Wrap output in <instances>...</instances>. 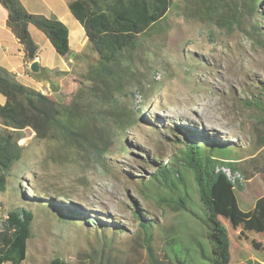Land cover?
<instances>
[{"label": "rangeland", "instance_id": "374dc122", "mask_svg": "<svg viewBox=\"0 0 264 264\" xmlns=\"http://www.w3.org/2000/svg\"><path fill=\"white\" fill-rule=\"evenodd\" d=\"M173 1L166 19L138 40L132 56L134 72L118 96L120 110L132 117L114 124L104 166L63 142L40 141L31 131L22 132L23 155L0 193V219L17 207L34 214L21 264H48L54 258L67 264H97L93 250L99 245V233L118 240L117 264H131L133 259L148 264L134 208L168 236L175 235L198 258V243L206 250L210 247L206 228L175 205L162 202L169 190L151 181L158 166L180 159V144L189 132L235 147L230 158L243 182V189L236 190L242 211L251 210L264 196V113L247 105L257 98L264 104V40L248 34L252 25H258L264 37V0H258V13L245 23V30L232 33L184 19ZM38 44L48 67L62 66L64 59L52 46L45 47L40 40ZM67 65L50 82L41 81V92L63 104L79 87L86 62L71 60ZM175 168L185 178L190 208L203 218L191 173L181 164ZM219 217L230 236L231 264L252 256L255 264L264 261V233L244 223L233 229L228 218ZM91 219L96 221L92 225ZM154 238L164 259L159 230Z\"/></svg>", "mask_w": 264, "mask_h": 264}, {"label": "trees", "instance_id": "16d2710c", "mask_svg": "<svg viewBox=\"0 0 264 264\" xmlns=\"http://www.w3.org/2000/svg\"><path fill=\"white\" fill-rule=\"evenodd\" d=\"M72 16L83 27L89 53H73L69 45L67 27L56 18L28 12L20 0H0L7 12V28L23 47L26 62L37 58L38 46L29 33L34 26L49 41L62 58L86 62L80 74L79 87L68 104L60 103L41 91L16 81L15 76L0 67V193L7 187L8 176L24 152L19 144L23 131H31L40 141H59L77 150L83 158H93L102 166L114 139V124L132 117L119 108V95L124 94L127 79L133 74L134 51L140 37L149 36L166 19L174 6L173 0H65ZM184 19L232 33L245 30V23L258 13V0H175ZM248 34L264 37L258 25H252ZM64 73L41 67L34 75L39 81L50 82L53 75ZM264 92V86L262 87ZM250 107L264 113V104L255 99ZM185 137V136H184ZM180 159L170 165L158 166L151 176L167 188L170 194L162 202L175 205L201 221L207 231L209 248L198 243V258L189 253L175 235H167L162 226L144 217L138 208L133 216L142 234L141 241L147 252L148 264H230V236L220 215L237 229L244 223L258 234L264 233V196L256 199L249 211L239 207L236 190L243 182L236 177L238 168L230 158L231 149L210 137L189 132L182 140ZM182 165L193 178L199 202L204 208L203 218L190 208L192 199L185 178L175 166ZM228 170L232 176L229 177ZM243 179V178H242ZM76 213V211H73ZM74 216V215H73ZM233 221V222H232ZM34 214L31 209L17 207L0 219V264H21L26 259L27 245L32 237ZM91 225L96 221L91 219ZM164 242V259H160L154 244V232ZM97 264H117L115 253L118 240L99 233ZM95 258L97 259V257ZM131 264H140L137 260ZM48 264H67L54 258ZM123 264H128L124 262Z\"/></svg>", "mask_w": 264, "mask_h": 264}, {"label": "crops", "instance_id": "0c3cea01", "mask_svg": "<svg viewBox=\"0 0 264 264\" xmlns=\"http://www.w3.org/2000/svg\"><path fill=\"white\" fill-rule=\"evenodd\" d=\"M24 8L34 14H40L46 17H53L66 25L69 32V45L73 53H81L87 46V38L83 27L70 13L65 0H20ZM7 12L0 5V67L6 69L15 76L17 82L41 91L43 83L34 77L28 70L30 62H26L24 58L23 47L19 44L13 33L6 26ZM29 33L38 46L37 58L39 59L40 66L48 70L58 69L64 71L67 69V63L71 62V58L67 61L65 58L62 66L48 67L43 62L41 56L40 46L38 40L43 42L45 47L51 46L46 37L40 33L34 26H29ZM38 39V40H37ZM5 103V98L0 94ZM262 248V247H260ZM255 257L241 260L239 263L255 264ZM231 264V262H230ZM264 264V261L259 262Z\"/></svg>", "mask_w": 264, "mask_h": 264}, {"label": "water", "instance_id": "95a60500", "mask_svg": "<svg viewBox=\"0 0 264 264\" xmlns=\"http://www.w3.org/2000/svg\"><path fill=\"white\" fill-rule=\"evenodd\" d=\"M28 70L30 73L36 75L39 74L41 71V66L39 63V59L35 58L33 61H31L28 65Z\"/></svg>", "mask_w": 264, "mask_h": 264}, {"label": "bare ground", "instance_id": "6f19581e", "mask_svg": "<svg viewBox=\"0 0 264 264\" xmlns=\"http://www.w3.org/2000/svg\"><path fill=\"white\" fill-rule=\"evenodd\" d=\"M192 102V101H191ZM193 111V110H192ZM195 112V111H194Z\"/></svg>", "mask_w": 264, "mask_h": 264}]
</instances>
